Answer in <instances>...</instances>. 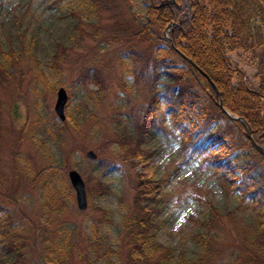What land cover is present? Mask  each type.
Wrapping results in <instances>:
<instances>
[{
	"label": "trees",
	"instance_id": "trees-1",
	"mask_svg": "<svg viewBox=\"0 0 264 264\" xmlns=\"http://www.w3.org/2000/svg\"><path fill=\"white\" fill-rule=\"evenodd\" d=\"M83 1L90 0L51 2L55 7H62ZM186 1L189 3L185 10L188 14H183L184 10L179 7L181 0H146L142 22L129 34L125 44L114 52L116 70L123 76H132L135 82L138 79L146 81L150 91L149 97L140 106L141 115L136 119L135 136L130 134L134 148L127 146L122 136L118 141L106 143L105 152L100 148L98 152L102 155L94 161L99 171H118L122 178L128 175L127 166L134 171V177L128 179V186L134 193L131 204L124 206L125 211L121 215L117 248L105 252L102 261L103 256L95 246L101 239L95 221H85L89 223L87 227L91 237L85 246H81L77 225L60 220L68 210V204L74 200V190L67 182V167L63 160L62 166L60 163H50L35 171L31 161L21 158L15 149L10 159L15 190L6 196L11 206L0 201V250L3 253L23 257L28 264H98V261L103 264H173V261L174 264H210L216 259L222 250L214 244L216 233L211 232L210 228L218 216L217 208L211 205L207 219L197 221L189 216L195 227L189 239L199 248V252L194 259L187 260L183 250H176L157 240L158 215L168 195L165 188L170 182L169 175L146 177L136 169L140 162L136 157L149 158L153 154L144 147L146 143L162 137L177 138L175 131L186 118V105L197 96L195 89H199L208 96L207 103L200 107L197 115L201 118L202 126L195 129V125H190L180 135L182 159L172 168V172L201 158L203 164L216 173L221 185L230 187L232 179L227 175L232 173L234 167H239L243 176L233 189L247 195L252 204L251 210L256 211L242 232L233 237L234 242L238 243L237 250L228 251L223 264H264V210L260 201L264 184L258 185L249 174L256 164L250 165L251 161L247 160L241 163V158L248 156L253 157V163L264 162V156L255 146L256 143L264 148V60L254 64L253 77L257 84L253 86L243 78L242 72L227 54L241 50L250 54L251 61L257 58L258 50L264 47V0ZM5 2L0 0V7ZM214 2L219 5L226 3L229 7L225 11L233 19L223 21L220 11L213 8ZM91 6L85 9L90 10ZM168 24H171L167 31L170 38L164 33ZM77 30L76 38L84 32ZM117 39L123 41L126 37ZM198 39L206 42V46L199 45ZM141 42H145L146 46L141 47ZM36 50L34 38L28 44L21 38L16 48L8 50H4L0 43V87L6 84L18 87L19 80L15 79V73L24 77L30 71L34 85L47 88V70L42 67ZM65 57V47L62 46L61 52L54 53L46 62L48 70L59 73ZM189 59L209 76L219 91L223 109L217 104L211 82L199 73ZM90 73L97 78V70L85 72L73 84L75 88L82 85L83 78ZM58 84L64 83L55 81L54 86ZM54 86L50 89L54 90ZM231 91L236 94L233 102L226 97ZM236 105L240 108H236ZM2 106L0 100V108ZM223 110L240 117L249 126L252 141L246 135L244 124L227 118ZM66 120L61 125L35 114L34 123L38 124L36 131H47L52 136L60 137L61 130L77 127L78 123L72 119L71 113ZM50 121L57 126L59 133H56L57 129L43 125ZM221 146L223 150L217 152V147ZM246 148L251 152L245 151ZM23 176L27 179L26 184L40 189L44 197V206L37 213L43 217L37 221L26 218L17 206L15 198L22 190ZM91 194L93 192L87 188V195ZM88 204H91L90 197Z\"/></svg>",
	"mask_w": 264,
	"mask_h": 264
},
{
	"label": "rangeland",
	"instance_id": "rangeland-1",
	"mask_svg": "<svg viewBox=\"0 0 264 264\" xmlns=\"http://www.w3.org/2000/svg\"><path fill=\"white\" fill-rule=\"evenodd\" d=\"M51 1L6 0L0 7L2 48L4 50L16 48L21 38L26 44L31 43L33 38L36 39V55L42 67L47 70L49 80L46 88L43 85H34L30 71H27L24 77L16 72L18 87L13 84L0 87V100L3 103L0 108L2 111L0 201L11 206L6 196L15 190L13 166L10 163L11 154L15 149L19 151L21 158L31 161L35 171L50 163H60L62 166L63 160V164L67 167L66 177L67 170L76 169L85 181L86 192L87 188H90L93 194L87 195L91 204H88L83 211L77 208L74 194V200L68 204V210L63 213L60 220H67L77 225L81 246H85L91 237L90 229L87 227L89 223L85 221L91 219L95 221L99 226L98 235L101 237L95 246L104 261L105 252L117 248L121 215L125 211L124 206L131 204L134 193L128 186V179L134 177V171L131 166H127L128 175L125 178H122L118 171L113 173L99 171L95 168V160L86 158L85 153L93 149L98 159L102 155L98 152L100 148L105 152L108 146H105L106 143L118 141L122 136L127 146L130 148L135 146L130 134L133 133L135 136L136 119L141 115L140 106L149 97L150 91L146 81L138 79L135 82L132 76H123L117 71L113 56L115 49L125 44L130 37L129 34L142 22L146 0H90L82 3L74 2L62 7H55ZM90 4L92 5L90 10L85 9ZM187 5H189L188 1L181 0L179 7L184 10L183 14H188L185 11ZM226 7H229L226 3L220 5L213 3V8L220 11L223 21L233 19L231 14L225 11ZM170 25L168 24L164 29L168 38L170 37L167 31ZM77 29L84 31L78 38L75 37ZM120 37L126 39L120 42L117 39ZM198 40L199 45L206 46V42ZM62 46L65 47L66 57L61 62L59 73H54L48 70L46 62L54 53H60ZM144 46L146 43L141 42V47ZM227 54L242 72L243 78L256 86L257 80L253 77L254 64L264 60V47L258 50L254 61H251L249 53L241 50ZM91 70H97V78L90 73L83 78L82 85L79 84L75 88L73 84L78 77ZM55 81L64 84L54 86ZM51 86L55 89L51 90ZM60 86H63L68 94L65 120L71 113L72 119L78 124L75 128L61 130L59 137V135L52 136L47 131H36L38 124L34 123V118L35 114H39L63 124L53 110L56 90ZM195 91L197 96L186 105L184 110L186 118L175 131L177 138L162 137L146 143L144 147L153 154L149 158L136 157V160L140 161L136 169L146 177L169 175L170 182L165 188L168 195L158 215L157 240L175 247L176 250H183L187 260L194 259L199 252V248L189 239L191 231L195 229L189 216L195 217L197 221L200 218L207 219L210 217L211 205L217 208L218 216L212 222L210 230L216 233L214 244L222 250V253L210 264H223L228 251L237 250L238 243L234 242L233 237L242 232L256 209L251 210L252 204L247 195H241L239 191L233 189L243 176L237 166L230 175H227L232 179L230 187L222 186L216 173L205 166L201 158L191 164L182 165L178 171L172 172V168L182 159L179 150L180 135L190 125H195V129L202 126L201 118L197 115L200 107L207 103L208 96L199 89ZM226 97L233 102L236 94L231 91ZM236 108L240 107L236 105ZM225 116L232 119L231 116L235 115L229 113L230 117L226 114ZM51 121L43 125L56 130L57 126ZM241 122L245 126L248 139L252 141L249 126L243 120ZM56 133H59L58 129ZM41 142L44 143L42 147ZM256 145L258 144L255 143ZM260 147L264 150L262 146ZM222 148L223 146L217 147L216 151H222ZM246 150L251 152L248 148ZM262 155L264 156V151ZM252 159V156L241 158V163L251 161L248 162L250 165L256 164L249 174L258 185L264 184V162L253 163ZM18 167L22 169L21 166ZM26 182L27 179L23 176L22 190L17 193L19 195L15 199L25 217L37 221L43 217L37 213L41 206H44L42 204L44 197L40 189H34ZM67 182L70 185L68 177ZM260 201L261 209L264 210V194ZM112 258L115 256L112 255ZM0 264H28V262L23 257L3 253L0 250ZM98 264L103 262L98 261Z\"/></svg>",
	"mask_w": 264,
	"mask_h": 264
},
{
	"label": "water",
	"instance_id": "water-1",
	"mask_svg": "<svg viewBox=\"0 0 264 264\" xmlns=\"http://www.w3.org/2000/svg\"><path fill=\"white\" fill-rule=\"evenodd\" d=\"M189 62L199 71V73H201L204 77H206L211 82L209 76L202 69H200L197 65H195L192 60L189 59ZM211 84L217 93L218 105L219 107H222L219 92L212 82ZM67 100H68V94H67L66 89L63 86L58 87L56 90V98H55V102L53 105V110L59 121H64L66 118L65 105L67 103ZM223 112L227 116H229V113L227 111L223 110ZM231 118L242 121V119L237 116H231ZM256 147L261 153H263L264 150L260 146L256 145ZM85 156L86 158L90 160L97 159V153L93 149H89L85 153ZM67 177H68L71 187L74 190L77 208L81 211L85 210L88 205V199H87L86 185H85V181L83 177L76 169H73V168L67 170Z\"/></svg>",
	"mask_w": 264,
	"mask_h": 264
}]
</instances>
